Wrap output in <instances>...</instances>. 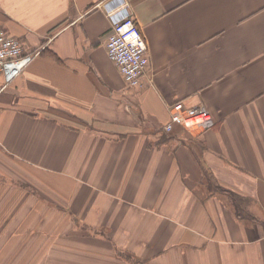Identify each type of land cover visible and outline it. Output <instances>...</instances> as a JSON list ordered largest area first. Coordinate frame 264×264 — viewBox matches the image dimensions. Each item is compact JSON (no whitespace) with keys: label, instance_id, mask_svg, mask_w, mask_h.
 Masks as SVG:
<instances>
[{"label":"crops","instance_id":"1","mask_svg":"<svg viewBox=\"0 0 264 264\" xmlns=\"http://www.w3.org/2000/svg\"><path fill=\"white\" fill-rule=\"evenodd\" d=\"M0 28L35 54L0 74V264H264V0H0ZM177 102L211 128L165 132Z\"/></svg>","mask_w":264,"mask_h":264},{"label":"built area","instance_id":"2","mask_svg":"<svg viewBox=\"0 0 264 264\" xmlns=\"http://www.w3.org/2000/svg\"><path fill=\"white\" fill-rule=\"evenodd\" d=\"M122 7L123 15L111 24L106 41V54L119 70L126 86L138 88L147 71L149 58L135 19L129 13L127 5ZM34 56L35 54H23L21 42L0 28V74L10 67L15 69V74L21 72ZM196 118L202 120L187 124L188 120ZM213 123V116L205 108H189L177 102L170 107V121L164 126V130L170 132L173 126H178L196 137L210 129Z\"/></svg>","mask_w":264,"mask_h":264},{"label":"trees","instance_id":"3","mask_svg":"<svg viewBox=\"0 0 264 264\" xmlns=\"http://www.w3.org/2000/svg\"><path fill=\"white\" fill-rule=\"evenodd\" d=\"M214 189H216L217 191H219L220 193H224L225 195L228 196L229 198V201L232 203V205L234 206V210L236 213H239L238 216H242V208L240 207V205L238 203H240V199L235 195L233 194L230 190H227V189H224V188H221V187H215ZM241 212V214H240ZM245 218L248 219V220H253V216L250 215V214H246L245 215ZM263 224V227H264V222H262Z\"/></svg>","mask_w":264,"mask_h":264},{"label":"rangeland","instance_id":"4","mask_svg":"<svg viewBox=\"0 0 264 264\" xmlns=\"http://www.w3.org/2000/svg\"><path fill=\"white\" fill-rule=\"evenodd\" d=\"M207 130H205L203 133H205ZM251 201H252V199H248V200H246V201H244V202H240V203H238L241 207H243L242 208V210H243V212H242V215L245 217V215L246 214H248L247 212H246V207H252V205H251ZM240 218L241 219H243V217L242 216H240Z\"/></svg>","mask_w":264,"mask_h":264},{"label":"bare ground","instance_id":"5","mask_svg":"<svg viewBox=\"0 0 264 264\" xmlns=\"http://www.w3.org/2000/svg\"><path fill=\"white\" fill-rule=\"evenodd\" d=\"M202 119L201 118H196L195 120H188L187 121V124H193V123H195V122H199V121H201Z\"/></svg>","mask_w":264,"mask_h":264}]
</instances>
